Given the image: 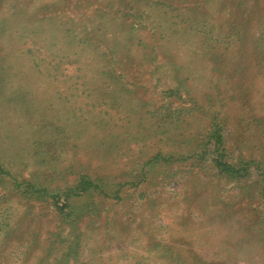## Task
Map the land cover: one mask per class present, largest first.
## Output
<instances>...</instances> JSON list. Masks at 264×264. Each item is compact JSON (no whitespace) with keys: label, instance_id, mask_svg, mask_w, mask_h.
Segmentation results:
<instances>
[{"label":"rangeland","instance_id":"obj_1","mask_svg":"<svg viewBox=\"0 0 264 264\" xmlns=\"http://www.w3.org/2000/svg\"><path fill=\"white\" fill-rule=\"evenodd\" d=\"M257 166L264 0H0V264H264Z\"/></svg>","mask_w":264,"mask_h":264},{"label":"trees","instance_id":"obj_2","mask_svg":"<svg viewBox=\"0 0 264 264\" xmlns=\"http://www.w3.org/2000/svg\"><path fill=\"white\" fill-rule=\"evenodd\" d=\"M208 137L211 138V139H209V141L212 142V146L209 148L204 147L203 149H201L202 152L205 151L208 153H213V152L219 151L220 149H223V147H221L223 143H222L221 138H220V133L218 134L217 129H213V131H211V133L209 134ZM221 157L222 156L220 155L219 160H217L214 157H211L210 161H208V162H212V166L217 168L218 172L224 176H228V177H232V178H238V177L243 176L244 173H242L241 171L245 172L246 169H244V168H246V167H239L237 164H230L226 161H223V159ZM256 169L258 170V175L261 178L262 183H264V167L257 166ZM1 171L2 170L0 169V172ZM80 184L82 186L81 190H83L89 186H94L96 188V186L94 184H92L90 181H87V180L81 181ZM27 189L32 190L30 192H33V190H34L32 188V186L28 185V184H27Z\"/></svg>","mask_w":264,"mask_h":264}]
</instances>
